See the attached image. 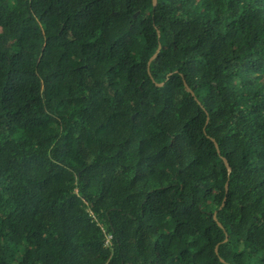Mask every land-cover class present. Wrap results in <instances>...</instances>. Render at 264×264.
<instances>
[{"label":"trees","instance_id":"obj_1","mask_svg":"<svg viewBox=\"0 0 264 264\" xmlns=\"http://www.w3.org/2000/svg\"><path fill=\"white\" fill-rule=\"evenodd\" d=\"M0 264H264V0H0Z\"/></svg>","mask_w":264,"mask_h":264},{"label":"water","instance_id":"obj_2","mask_svg":"<svg viewBox=\"0 0 264 264\" xmlns=\"http://www.w3.org/2000/svg\"><path fill=\"white\" fill-rule=\"evenodd\" d=\"M156 5H157V0H153V6L155 7ZM158 33H159V31H158ZM160 49H161V45H159V47H158L157 51L155 52V54L150 58L148 65L150 64V62H151L152 60H154V59L157 57V55H158ZM158 85H162V84H158ZM189 91H190V93H191L193 96L196 97L195 93H194L192 90L189 89ZM196 99H197V98H196ZM198 102H199V101H198ZM209 138L214 142L215 147H216V150H217V152L220 154V149H219V146H218L217 141H216L214 138H212V137H209ZM223 161H224V164H225V166H226V168H227L228 173L230 174L231 171H232V169H231V167H230V165H229V163H228V160H227L226 158L223 157ZM225 189H226V193H227V192H228V182H227L226 185H225ZM224 200H225V199H224ZM214 218H215V220H217V219H216V214H214ZM217 223H218L219 226H222L221 223H220L219 221H217ZM216 252L218 253L217 248H216Z\"/></svg>","mask_w":264,"mask_h":264}]
</instances>
